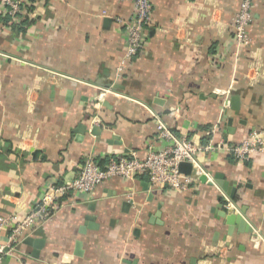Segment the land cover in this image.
I'll list each match as a JSON object with an SVG mask.
<instances>
[{
	"label": "crops",
	"instance_id": "obj_1",
	"mask_svg": "<svg viewBox=\"0 0 264 264\" xmlns=\"http://www.w3.org/2000/svg\"><path fill=\"white\" fill-rule=\"evenodd\" d=\"M241 2L153 0L145 46L121 77L118 20L132 17L131 1L38 0L22 31L0 16V217L74 178L87 157H145L158 121L200 145L218 123L215 143L264 129V0H254L251 41L239 47ZM235 97L240 107L225 108ZM198 157L214 184L174 191L147 176L112 178L71 195L0 264H264V154Z\"/></svg>",
	"mask_w": 264,
	"mask_h": 264
},
{
	"label": "built area",
	"instance_id": "obj_2",
	"mask_svg": "<svg viewBox=\"0 0 264 264\" xmlns=\"http://www.w3.org/2000/svg\"><path fill=\"white\" fill-rule=\"evenodd\" d=\"M131 1L134 13L130 19H119L125 27L127 43L124 54L116 69L117 77H121L128 69L133 58L144 48L146 43L145 29L151 22L153 0H121ZM32 7L29 11L26 7ZM38 7V0H0L1 14L10 16L12 22H18L22 15L33 16ZM254 0H242L240 11L234 21L235 40L237 45L250 43L249 26L253 18ZM6 27V25H5ZM112 91L104 89L100 96ZM100 98V97H99ZM100 99L97 98V102ZM230 101H225V108ZM220 123L209 131L207 144L200 145L186 136H178L163 121H158L157 140L148 145L145 157L137 152L122 155H108L100 162L93 157L83 160L78 174L65 181H54L48 184L36 201L24 212H13L6 217H0V259L20 251L23 240L35 234L38 228L50 221L64 208L71 195L77 193L94 194L99 186L112 178L123 181H135L141 176H147L152 186H167L174 191H185L197 184L201 177L214 184L211 174L202 167L198 153L200 151L225 150L233 154L239 162H248L256 153L264 154V129H252L241 141L226 144L212 139V134L219 130ZM165 142L162 146L160 143ZM192 165L190 174L180 170L181 163ZM227 206H231L229 202Z\"/></svg>",
	"mask_w": 264,
	"mask_h": 264
},
{
	"label": "water",
	"instance_id": "obj_3",
	"mask_svg": "<svg viewBox=\"0 0 264 264\" xmlns=\"http://www.w3.org/2000/svg\"><path fill=\"white\" fill-rule=\"evenodd\" d=\"M230 106L233 108V109H238L240 107L239 105V99L237 97L233 98L230 102ZM180 170L184 173H187V174H190L191 171H192V165L190 163H186V162H183L181 163L180 165ZM201 180L202 181H205L206 178L205 176L201 177ZM219 182H222V181H219ZM224 185V184H223ZM226 186V185H224ZM236 221L238 223H240V226L244 225L246 223L245 219L241 216V217H237ZM245 222V223H244ZM32 241L31 237H27L25 239V242L26 243H30Z\"/></svg>",
	"mask_w": 264,
	"mask_h": 264
},
{
	"label": "trees",
	"instance_id": "obj_4",
	"mask_svg": "<svg viewBox=\"0 0 264 264\" xmlns=\"http://www.w3.org/2000/svg\"><path fill=\"white\" fill-rule=\"evenodd\" d=\"M34 1V0H33ZM29 11L32 10V7L27 6L26 7ZM3 18H1V23H6V24H12V27L15 26L19 31L25 30L27 29L31 24H33L35 22V18L34 16L31 15H22L20 22L18 24L16 23H9V21L11 20L10 16L7 14H2L0 15Z\"/></svg>",
	"mask_w": 264,
	"mask_h": 264
}]
</instances>
